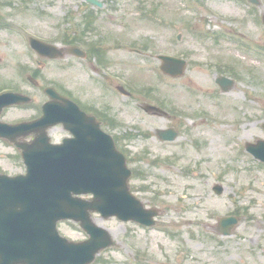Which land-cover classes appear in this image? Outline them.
<instances>
[{"label":"rangeland","instance_id":"rangeland-1","mask_svg":"<svg viewBox=\"0 0 264 264\" xmlns=\"http://www.w3.org/2000/svg\"><path fill=\"white\" fill-rule=\"evenodd\" d=\"M97 1L104 7L86 0H0V91L12 87L34 99L31 107L9 109L1 119H33L48 99L44 88L53 86L103 109L115 123L104 125L111 134L131 136L123 144L135 171L132 187L162 217L157 229L146 232L95 216L118 243L95 264H133L137 249L173 263L176 251H186L184 264H264V164L243 147L264 140V58L253 48H264V0L260 7L246 0ZM85 23L95 30L88 34ZM236 34L250 43L232 39ZM30 36L58 47L77 44L85 51L98 44L107 69L92 57L43 59L30 48ZM159 54L187 60L185 73L164 75ZM36 69L41 77L33 86L28 77ZM220 75L235 80L227 93L216 84ZM118 86L132 97L120 94ZM150 87L155 92L147 96L143 91ZM143 104L171 116L145 113ZM170 128L180 137L160 141L158 130ZM66 135L63 128L50 131L53 140ZM0 170L10 175L25 171L19 153L1 141ZM216 184L224 186L223 195L214 193ZM225 216L239 220L229 237L217 232ZM59 228L70 240L87 238L75 223Z\"/></svg>","mask_w":264,"mask_h":264},{"label":"water","instance_id":"water-1","mask_svg":"<svg viewBox=\"0 0 264 264\" xmlns=\"http://www.w3.org/2000/svg\"><path fill=\"white\" fill-rule=\"evenodd\" d=\"M257 3L256 0H252ZM98 4L95 0H88ZM32 47L42 56L57 58L63 52L35 39ZM77 55L83 56L81 52ZM163 71L172 76L183 73L185 62L162 57ZM225 91L232 85L226 79L219 81ZM47 93L53 99L45 108V116L36 122L15 127L0 125V136L15 142L19 136L36 133L32 144H18L28 167L25 177L15 179L0 176V264H90L96 255L114 245L109 233L96 226L91 212H99L104 217L118 216L124 221L135 220L147 226L154 225L156 212L146 211L143 205L131 197L128 191L130 171L126 159L116 152L110 137L96 134V142L85 144L82 133L77 134L80 142L54 147L49 144L47 129L60 122L69 130L94 131L99 126L94 119L68 108L67 100L54 90ZM29 98L18 94L0 97L1 110L12 104L28 103ZM147 112L164 114L160 109L146 106ZM161 140L173 141L177 133L172 130L159 131ZM83 136V137H81ZM91 137V138H92ZM97 145L100 156L90 166L78 165L79 158ZM247 150L264 162V141L247 144ZM94 193L100 199L81 201L74 194ZM220 195L223 189L215 187ZM72 219L90 235L82 243H73L62 238L57 231L60 220ZM236 218L222 219L220 231L231 233L237 225Z\"/></svg>","mask_w":264,"mask_h":264},{"label":"bare ground","instance_id":"bare-ground-1","mask_svg":"<svg viewBox=\"0 0 264 264\" xmlns=\"http://www.w3.org/2000/svg\"><path fill=\"white\" fill-rule=\"evenodd\" d=\"M188 198H189V196L187 195V196H186V199H188Z\"/></svg>","mask_w":264,"mask_h":264}]
</instances>
